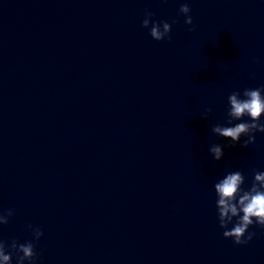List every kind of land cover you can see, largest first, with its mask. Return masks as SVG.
<instances>
[{
	"label": "water",
	"instance_id": "obj_1",
	"mask_svg": "<svg viewBox=\"0 0 264 264\" xmlns=\"http://www.w3.org/2000/svg\"><path fill=\"white\" fill-rule=\"evenodd\" d=\"M261 86L264 0H0V239L39 226L37 264H264V228L225 238L214 188H250L264 133L211 131L249 121L227 124L228 97Z\"/></svg>",
	"mask_w": 264,
	"mask_h": 264
},
{
	"label": "clouds",
	"instance_id": "obj_2",
	"mask_svg": "<svg viewBox=\"0 0 264 264\" xmlns=\"http://www.w3.org/2000/svg\"><path fill=\"white\" fill-rule=\"evenodd\" d=\"M191 9L187 3L181 4L179 13L186 17L185 23L193 25L190 15ZM153 13L145 11L142 27L149 29L150 36L156 41H171L172 26L167 21H154ZM195 26L189 31L194 32ZM229 108L227 111V124L233 125L234 121H242L249 117L246 122L235 123L233 126L216 124L212 127L213 134L229 139L233 144L239 143L241 137H247L242 147L248 148L256 141V132L264 133V86L255 89H244L231 93L228 97ZM212 109L208 108L207 113ZM207 119V115L204 117ZM223 145L212 144L209 152L217 161L221 160L224 151ZM245 184V176L241 171L227 173L224 178L215 183L217 195V214L220 228L224 229L223 236L232 239L236 245H246L253 240L256 233L249 232L250 227L258 225L264 228V172L255 171L254 180L250 188L242 187ZM15 215L14 209H8L6 213L0 212V225H7L10 218ZM231 225V227H229ZM28 229L32 232L36 243L43 237L44 232L39 226L29 224ZM36 243L28 241L20 243L13 239L10 243L0 239V264H12L13 255L16 264H37L39 254L36 251Z\"/></svg>",
	"mask_w": 264,
	"mask_h": 264
}]
</instances>
